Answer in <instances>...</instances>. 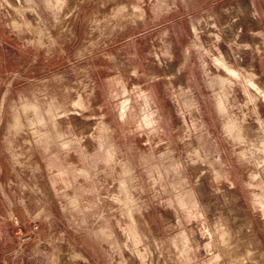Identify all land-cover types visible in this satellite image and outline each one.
Listing matches in <instances>:
<instances>
[{"label": "rangeland", "instance_id": "1", "mask_svg": "<svg viewBox=\"0 0 264 264\" xmlns=\"http://www.w3.org/2000/svg\"><path fill=\"white\" fill-rule=\"evenodd\" d=\"M0 264H264V0H0Z\"/></svg>", "mask_w": 264, "mask_h": 264}]
</instances>
